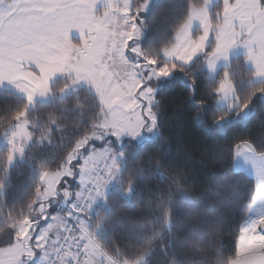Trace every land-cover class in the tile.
Returning <instances> with one entry per match:
<instances>
[{
  "label": "snow or ice",
  "instance_id": "snow-or-ice-1",
  "mask_svg": "<svg viewBox=\"0 0 264 264\" xmlns=\"http://www.w3.org/2000/svg\"><path fill=\"white\" fill-rule=\"evenodd\" d=\"M97 0H0V86L12 84L25 96V106L14 112L6 133L9 150L5 174L11 179V165L34 135L27 120L38 94L49 92L50 78L67 73L72 83L87 81L98 97V111L91 121H82L59 160L49 168L41 165L39 181L28 200L27 213L0 241V264H154L153 253L160 252L170 264H205L203 257L211 249L222 258L220 264H264V213L249 217L238 228L233 247L224 242L225 231L218 224L214 230L203 226L201 203L215 204L220 193L206 192L197 196L188 183L187 174L175 165L165 166L162 158H150L152 171L167 183L149 196L137 230V254L129 258L112 240L105 243L99 232L113 227L134 214L121 209L105 215V222L96 219L95 205L103 200L110 210L114 203L106 197V189L118 184L129 197L143 180L146 170L142 161L132 158L133 151L143 147V133L162 139L158 123L156 92L159 81L183 73L188 80L190 98L196 92V71L192 62L202 57L208 73H214L219 59H227L228 50L242 45L247 58L255 65V75H264V0H223L222 14L213 19L204 8L191 14L174 30L169 44L149 54L139 44L141 14L150 0H111L102 15L94 12ZM194 20L201 24L194 34ZM78 29L82 42L69 39V32ZM214 44L210 48L209 45ZM196 101V117L213 126L232 116L247 114L257 95L246 98L238 93L227 72ZM211 101V106L209 104ZM42 131L41 142H51L58 131L50 119ZM62 141L64 137L61 138ZM135 141V142H134ZM233 159L242 160L254 173L250 207L264 202V150H257L241 139L230 149ZM167 169V172L165 171ZM5 183L0 179V198ZM177 198L182 201L183 224L172 253L173 209ZM135 211H140L136 209ZM130 243L128 247H132Z\"/></svg>",
  "mask_w": 264,
  "mask_h": 264
},
{
  "label": "trees",
  "instance_id": "trees-1",
  "mask_svg": "<svg viewBox=\"0 0 264 264\" xmlns=\"http://www.w3.org/2000/svg\"><path fill=\"white\" fill-rule=\"evenodd\" d=\"M204 2L205 0H153L149 9L141 14L144 21V35L140 39L142 48L149 54L159 52L169 44L174 30L187 18L192 7H200ZM221 13L222 4L219 2L212 7L211 17L218 19ZM209 47H214V44ZM191 68L196 71L194 97L190 98L188 80L180 72H174L171 79L157 92L158 123L162 139L150 137L140 142L143 145L141 149L132 153V158L142 161L139 167L146 170L144 179L138 181L137 188L129 197H125L118 184L109 185L106 197L114 203L113 209L106 207L103 200L95 205L98 213L96 219L100 223L105 222L106 214L119 212L122 208L134 213L123 220L113 221V227L107 230V235L104 229L99 232V237L105 243L110 244L114 240L129 258L137 254L135 244L139 242L137 230L141 214L151 215L150 211L143 209L149 191L155 194L159 191L156 186L164 187L167 183L152 171L154 166L149 165L150 158H162L165 166L175 165L183 170L197 196L212 190L220 193L215 204L201 203L204 208L203 226L214 230L219 224L225 231L223 239L229 249L233 247L238 228L246 220L251 208L253 176L235 167L234 153L230 149L243 139L250 141L257 150H264V96L255 97L248 117L245 118L242 114L232 116L216 126L207 120L211 107L205 109L204 120L196 117V101L205 92V83L215 85L225 72L233 80L242 98L264 89V79H255V69L247 63L245 54L233 56L230 63L221 67L215 76L208 73L200 56L194 59ZM65 83V78H57L51 85L52 96L45 101L37 100L29 110L27 119L35 135L27 143L23 156L17 157L11 165L10 181L5 174L9 147L0 143V179L5 183L6 198V201L0 198V241L7 240L10 230L21 222L22 213H27L28 200L39 181L41 165L50 168L59 160L71 144L72 138L79 134L76 129L80 123L83 121L87 124L98 111L95 92L81 86L62 96L59 90ZM26 103L23 94L0 87V137L8 131L10 123H16L11 120L13 113L22 109ZM209 104L211 106V101ZM52 118L55 119L58 131L53 133L51 142H41L42 131L46 133L45 125ZM181 204V199L177 198L173 209L177 217L174 225L176 235L165 236L166 241L172 240L170 254H179L180 251L176 243L183 235L181 227H185ZM136 209L140 211H135ZM130 243L132 247H128ZM228 255L229 252L225 249L223 257L218 258L209 249L203 259L205 264H220V259H226ZM152 259L154 264H170L168 258L160 252L159 244Z\"/></svg>",
  "mask_w": 264,
  "mask_h": 264
},
{
  "label": "rangeland",
  "instance_id": "rangeland-1",
  "mask_svg": "<svg viewBox=\"0 0 264 264\" xmlns=\"http://www.w3.org/2000/svg\"><path fill=\"white\" fill-rule=\"evenodd\" d=\"M152 2H153V0H150V5H149V7L151 6V4H152ZM219 2H221V4H222V9H223V0H205V2H204V4L202 5V6H200V7H192V9H191V11H190V14H191V12H192V10L193 9H199V8H204V10L205 11H207V12H209L210 13V16H211V9H212V7L216 4V3H219ZM110 3H111V0H97V3H96V5H95V7H94V12H95V14H97V15H102L103 14V12L105 11V9H106V7H108L109 5H110ZM149 7H148V9H149ZM147 9V10H148ZM222 14V13H221ZM201 24H200V22L198 21V20H194L193 21V23H192V25H191V31H192V33H194V34H199L200 33V31H201ZM141 37L139 38V44L141 45V43H140V39L143 37V35H144V28H143V24L141 25ZM69 39H71L74 43H77V44H79V43H81L82 42V36L80 35V32H79V30L78 29H72V30H70V32H69ZM238 54H245L246 55V57H247V49L245 48V47H243L242 45H237V46H235V47H233V48H231V49H229L228 50V54H227V59L225 60L224 58H221V59H219L218 61H217V63H216V69H215V72L214 73H211L210 75H212V76H215L216 74H217V72H218V70L221 68V67H223V66H227L229 63H230V61H231V58L233 57V56H235V55H238ZM247 63L250 65V66H252L254 69H255V65H254V63L252 62V61H250L248 58H247ZM205 68H206V66H205ZM207 69V68H206ZM255 72H256V69H255ZM174 74V73H173ZM173 74H172V76H173ZM172 76H170V77H168V78H163V79H161L160 81H159V85H160V88L169 80V79H171V77ZM60 77H63V78H65L66 79V83L60 88V90H59V92H60V95H66V94H68V93H70V92H72V91H74V90H76L77 88H79V87H81V86H83V87H87L88 89H90L91 91H93V92H95V89H94V87H92L90 84H88V82L87 81H79L78 83H76V84H73L72 83V79L69 77V75L67 74V73H56L53 77H51L50 78V82H49V85H48V87H49V92H48V94L47 95H45V96H40V95H36L35 96V98H34V103L37 101V100H42V101H45V100H48L51 96H52V94H53V89H52V83L54 82V81H56L57 80V78H60ZM255 79L256 80H263L264 79V75H262V76H257V75H255ZM0 87H3V88H9V89H11V90H14V91H16V92H19L16 88H15V86L14 85H12V84H9V83H7V82H5L4 84H3V86H0ZM159 88V89H160ZM158 89V90H159ZM158 90H157V92H158ZM157 92H156V95H157ZM20 93V92H19ZM96 93V92H95ZM22 94V93H21ZM248 111V113L247 114H242L243 115V117H248L249 115H250V113H251V111H252V108H251V106H250V108L247 110ZM28 120V119H27ZM143 137H144V139L142 140V141H140V142H143L144 140H146V139H148V138H150V137H153V135L151 134V133H148V132H144L143 133ZM0 143L1 144H5L7 147H9V144L7 143V139H6V136L5 135H2L1 137H0ZM29 143V142H28ZM25 150V149H24ZM17 157H22V156H20L19 154H17L16 155V157H15V160H16V158ZM14 160V161H15ZM14 163V162H13ZM12 163V164H13ZM235 167L237 168V169H241V170H244L245 172H247L249 175H251V176H254V173H253V171L251 170V168L249 167L248 168V166H247V164L245 163V162H243L242 160H236L235 159ZM260 204H262V202H259ZM264 205V204H263ZM259 210V209H258ZM258 211H257V204H256V206H255V208H250V211L248 212V215H247V217H246V219H248L249 217H252V216H255L256 214H258L257 213Z\"/></svg>",
  "mask_w": 264,
  "mask_h": 264
},
{
  "label": "crops",
  "instance_id": "crops-1",
  "mask_svg": "<svg viewBox=\"0 0 264 264\" xmlns=\"http://www.w3.org/2000/svg\"><path fill=\"white\" fill-rule=\"evenodd\" d=\"M240 170H241V169H240ZM108 189H109V186H108V188L106 189V193H107ZM99 201H100V200H99ZM99 201H98V202H99ZM98 202H97V203H98ZM263 204H264V202H262V204L257 203V211H258L257 213H258V214L264 213V205H263ZM258 209H259V210H258ZM258 214H256V215H258Z\"/></svg>",
  "mask_w": 264,
  "mask_h": 264
}]
</instances>
